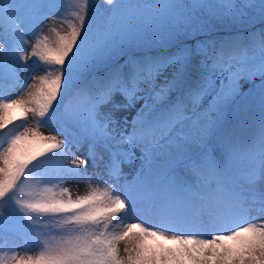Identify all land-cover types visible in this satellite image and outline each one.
Here are the masks:
<instances>
[{"label":"snow or ice","instance_id":"snow-or-ice-1","mask_svg":"<svg viewBox=\"0 0 264 264\" xmlns=\"http://www.w3.org/2000/svg\"><path fill=\"white\" fill-rule=\"evenodd\" d=\"M60 7L0 0V135L39 117L0 142V264H264V0Z\"/></svg>","mask_w":264,"mask_h":264},{"label":"rangeland","instance_id":"rangeland-1","mask_svg":"<svg viewBox=\"0 0 264 264\" xmlns=\"http://www.w3.org/2000/svg\"><path fill=\"white\" fill-rule=\"evenodd\" d=\"M56 2L58 4L61 5L60 9L57 10V20L55 23H50L48 25V27H52V28H56L57 31H60L61 34H63V29L67 27V21H65L63 24L61 23V18L63 17H67L68 20H73L74 19V11H75V6L78 4H83L84 0H56ZM94 2H96L97 4H102L103 0H94ZM66 8V10H65ZM258 24H260L259 20L254 21V25L257 26ZM252 25H249L248 27H250ZM48 27L45 28L44 31V35H48ZM228 27V26H225ZM52 39L55 40L56 36L55 34H53ZM27 75V74H26ZM28 82L30 83L31 81H21V83H25ZM26 91V90H24ZM24 91L17 89L14 92H6L5 95L6 96H11L13 98H19L20 95L24 94ZM13 116V123H9L8 125H11L10 128V132H15L17 129L19 130H23V127H32V128H36L37 127V121L39 120V117L36 115H33L31 113H23L22 110L20 109H12L10 110ZM25 115L27 116V119H24ZM60 125L59 124H54L53 128H59ZM39 130L41 132H43L45 135L48 134H56L54 131L50 133L49 128L47 126H40ZM66 130L68 132H71L72 129L70 128H66ZM10 138V137H9ZM31 139V138H29ZM33 147H35V145H33ZM83 153H79V155L82 157ZM66 187H69L73 196L75 195H82L84 194L88 189L86 187V185L84 184H74L72 182H69L65 185ZM92 187H97V185L93 184L91 185ZM38 187H44V185H39ZM100 189L103 190L104 185L101 184L99 185ZM137 218L133 217L131 218V222H136ZM122 225L117 224L115 226L116 230H118ZM135 231V230H134ZM18 234H12L8 240L9 243L15 247L16 245H20L23 247H31L30 244L20 241L19 238H17ZM153 243H155V240L152 241ZM160 243L164 244L166 247H174V245L171 244V242H166V241H160ZM39 251V249H36V253H31V252H11V253H7V257L10 258L13 255H28V254H37ZM0 255H5L4 253H0Z\"/></svg>","mask_w":264,"mask_h":264},{"label":"trees","instance_id":"trees-1","mask_svg":"<svg viewBox=\"0 0 264 264\" xmlns=\"http://www.w3.org/2000/svg\"><path fill=\"white\" fill-rule=\"evenodd\" d=\"M259 27L260 24H258L257 26H255V28L253 29V26L248 27L249 29H253L255 31H259ZM219 35L217 36V38L219 39H243L244 36L246 35V32L244 29H241L239 31H234L231 27H221L219 29L215 30ZM229 33H231L232 35L229 36ZM244 91H248V85H245ZM258 119V113L253 111L252 113V120L255 122ZM10 128L11 125H8L7 128H5L3 130V134L0 135V142L5 141L6 139L9 138V133H10ZM254 127H250L248 124H245L241 130L239 135L241 136L242 139H248L254 132ZM30 189H26V191H28ZM19 235V234H18ZM17 235V236H18ZM17 238H22V235L18 236Z\"/></svg>","mask_w":264,"mask_h":264},{"label":"bare ground","instance_id":"bare-ground-1","mask_svg":"<svg viewBox=\"0 0 264 264\" xmlns=\"http://www.w3.org/2000/svg\"><path fill=\"white\" fill-rule=\"evenodd\" d=\"M77 155L80 156L79 153Z\"/></svg>","mask_w":264,"mask_h":264}]
</instances>
